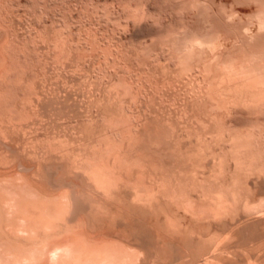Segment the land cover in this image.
<instances>
[{
  "label": "bare ground",
  "instance_id": "6f19581e",
  "mask_svg": "<svg viewBox=\"0 0 264 264\" xmlns=\"http://www.w3.org/2000/svg\"><path fill=\"white\" fill-rule=\"evenodd\" d=\"M156 1L119 0L116 5L122 16L147 27L150 43L129 47L113 36L112 44L98 43L104 31L96 34L99 27L93 23L94 33L92 26L84 30L91 34L87 38L93 35L98 48L91 52L100 49L107 69H99L106 81L98 82L89 78L91 70L99 73L93 69L97 65L86 69L84 61L83 76H88L81 82L89 94L78 104L70 93L52 98L62 89L51 86L54 95L47 97L43 88L51 69L49 78L42 74L46 85L37 84L40 77L33 82L41 74L29 51L38 76L31 74L24 84L32 68L23 71L24 78L23 72L19 79L10 74L15 40L21 39L15 29L19 17L11 0H0V264H264V250L256 249L264 237L259 232L264 231V0H161L169 2L167 7L160 1L162 10L167 7L162 16ZM110 6L94 8L111 12ZM98 9L100 19L104 12ZM65 24L48 27L58 31L53 35L46 27L43 33L30 31L41 34L42 48L57 35L54 50L49 44L44 50L55 51V58L66 50L63 59L73 71L82 61L75 53L90 49L85 44L87 50H79V30L75 40V32H66L74 24ZM39 38L26 40L37 47ZM74 40L78 47L73 50ZM33 45L27 49H36ZM35 49L38 58L46 54ZM17 80L22 90L31 83L32 94L20 90L22 97L16 95V86L8 83Z\"/></svg>",
  "mask_w": 264,
  "mask_h": 264
},
{
  "label": "rangeland",
  "instance_id": "374dc122",
  "mask_svg": "<svg viewBox=\"0 0 264 264\" xmlns=\"http://www.w3.org/2000/svg\"><path fill=\"white\" fill-rule=\"evenodd\" d=\"M11 1H12V3H14L13 5L16 6V7H14V6L12 5V8L14 7V8H13V9H14L13 11H15V14H17L18 17H19V20H17V22H18V24H19V28L17 27V28H15V29H16L17 35L19 34L20 37H21V39L19 38V39H20V40H19L18 38H16V40H15V43L17 42V43L15 44V48H16V45L18 44V45H17V48H18V49L16 48L17 51H15L16 53L14 52V54H13V56H14L13 64H14V66H15V69H14L10 74H11V75H12V74H15L16 78H18V79H19V77H21V75H22L23 78H24V77H25V76H24V73H25V72H23V71H24V70L26 71V69L28 70L29 68H32L31 70H30V69L28 70V71H31V72H29V74H28V72L25 73V75H26V74H27V75H26V77H25V79H24V80H25L24 84L27 83L26 80L30 79L29 77H31L30 80H32L33 76H32L31 74H34V76L37 77V76H38L37 73L39 72V73L41 74V76L39 75V76L37 77V79L34 77L35 79L33 80V82H34L35 80H38V78L40 77L39 80H38L39 82L35 81V82H37V84H38V83L42 84V82H43V83H45V85H46V81H47V82H48V83H47L48 87H50V86H51V87H54V89H55L56 92H57V91L59 92V90L62 89V91H64V92L66 93V94H63L64 92L62 93V91H60L61 94H60V93H57V94H58V95L60 94L61 97H59L57 94H56V95H57V97H56V96L54 95V93H53V90H54V89H52V88L50 87V88L52 89V91H51L50 88L46 87V86L43 84L42 87L45 86L46 89H45V88H43V89L46 90V92H47L46 95L48 94L47 97H48L49 95L51 96V94L53 93L54 96L52 95V96H53L52 98H65L63 95L66 96L67 94L70 93V96H72V95L75 96V97H70L69 95H67L70 99L73 98V100H74V98H76L78 101H79V100L81 101L82 99H85V100H86V99H87V98H85V97L87 96V95H86V91L88 92V90H87V88L84 86V85H86V84H84L83 82H81V80L87 79V76H88V75H86V77H84L85 74H87V73L85 72V70H86L87 68L92 69V66L97 65V66H94L93 69H96V70L98 69L97 71L100 73L101 70H102V68H104V69L106 68V66H104V65H105L104 62H106L107 59H106V60L104 59L105 61L103 60V57H105V56H104V54H102V53L100 54V53H99V50H100V49H99V50H98V49L95 50V51H98V52H95V53H94L93 50H92L93 53L91 52V49H90V48L95 47V46H96L95 48H98V47H97V45H96L97 43L95 44V46L92 44L93 42L95 43V41H93V38H91L93 35H92L91 37H90V36L88 37V38H90L92 41H91V40H90V41L88 40V42H87V40H85V39H88V38H87L88 35H91V34H89L88 32H85V31H86V28H89V27H91V26H92V28L94 27L93 30H92L93 33H94V30L97 29V28L99 27L98 30H97V32L95 31L96 34L98 33V35H99V29H101V31H104L103 33H100V36H101V34H103V35L105 34L104 36H105L106 38H104V36H101V37H103V38H102V39H101V38L99 39V38H97V37H100V36H98V35L95 36L97 39H96V38H94V39H96L98 43H99V42H106V41H107V43H105V44H108V43H111V44H112V43H114V42H120V43L124 42V44L130 45L129 47H131L132 44H133V47H135V46H137V44L140 45V43H137V42H139V41H140V42H141V41H144L145 43H150V41L153 39V38H151L150 35L147 34V27H146V26H143L142 23H140V24L142 25V26H140L139 23H134V21H133L130 17H128V16H124V15L122 16V14H124V10L121 11V8H119V7H120L119 4H118V1H119V0H114L115 2L117 1L116 3H114L113 0H100V1H99V0H95V1H91V0H90V4L88 3L89 0H87V1H86V0H76V1H75V0H74V1L72 0L73 5H72V3H71V0H69V1H68V0H64V1L62 0V1L64 2L63 5H62V1H61V0H57V1H56V0H52V1H55V2H59V3H57V4H56L55 2H52L51 0H42L43 2H41V0H28L27 2H25L26 0H18V2H17V0H11ZM13 1H14V2H13ZM30 1H31V2H30ZM67 1L69 2L68 4H67ZM83 1H84V2H83ZM98 1H99V2H98ZM160 1H161V0L156 1V5H157V2H159L158 6H156L157 8H160V7H161V4H163V3L166 4V3H167V2H163V3H162V1H161V4H160ZM34 2H35V3H34ZM38 2H40V3H38ZM48 2H49V5H50V6L48 5ZM51 2H52V3H51ZM76 2H77L78 4H77ZM81 2H82V3H81ZM86 2H87V3H86ZM101 2H105V3H101ZM108 2L111 3V6H110V4H109ZM112 2H113V4L115 5V7H114V5L112 4ZM65 3H66L67 5H69V6H67V5L65 6ZM70 3H71V4H70ZM75 3H76L77 6H78V5H79V6H78V7H77V6H74ZM91 3L94 5L93 7H91V6H92ZM98 3H99V5H98ZM100 3H101V5H100ZM16 4H18V5H16ZM40 4H41V5H40ZM43 4H45V5L47 4V8H46V6L43 5ZM53 4H56V5H53ZM58 4H59V5H58ZM80 4H81V7H80ZM85 4H86V5H85ZM87 4L90 5V6H89L90 8L88 7ZM106 4L110 6V7H108L109 9L107 8V10H108V11H111V10H112L111 12H107L106 10H105L106 12H105V11H102V9H105V8H106V7L103 8L104 5L106 6ZM96 5H97V7L100 6V8H102L101 11L104 12L103 14H105V13L107 14V13H108V16H109L110 19H111V18L113 17V15L115 14L116 16H114V17L112 18V19H114V20H112V19H111V20H109V19H108V20L105 19V17L103 16V14H102V16H103L104 18L101 16L100 19H99V17H98L99 15L96 14V12H97L96 10H97L99 7H98V8H94V7H96ZM112 5H113L114 9L112 8ZM116 5L119 6V7H117ZM159 5H160V7H159ZM168 5H169V2L167 3V7H168ZM48 6H49L50 8L53 7L54 10H53L52 8L49 9ZM59 6H60V8H59ZM61 6H62V7H61ZM64 6H65V8H66V11H65ZM73 6H74V7H73ZM101 6H102V7H101ZM57 7H58L59 9H58ZM68 7H69V8H68ZM76 7H77L78 9H77ZM83 7H84V9H83ZM167 7H166V5H165L164 7H162L163 10H162L161 8L158 9V10H159L160 13H161V12L165 13L164 8H167ZM246 7H247V6H246ZM67 8H68V11H67ZM74 8H76V9H74ZM88 8H89V9H88ZM91 8L94 10L93 12H92V9H91ZM118 8H119V9H118ZM43 9H44V10H43ZM48 9H49V12L47 13ZM71 9H73V10L71 11ZM79 9H81V10H79ZM85 9H87V12H88V13L86 12ZM115 9L117 10V12H118V10H119L118 13H121V16H122L123 18H120V14H119V16H118V14L116 13V10H115ZM45 10H46V11H45ZM76 10H77V11H76ZM83 10H85V11H83ZM88 10H89V11H88ZM113 10H114V11H113ZM57 11H58V12H57ZM59 11H60V12H59ZM70 11H71L72 13H74V14H72ZM74 11H75V12H74ZM81 11H83V12H81ZM101 11H100V9H98V12H100L99 14L102 13ZM65 12H67V15H66ZM84 12H85V13H84ZM91 12H92V14H91ZM86 13H87V16H88V17H86ZM93 13H95V14H93ZM110 13H111V14H110ZM113 13H114V14H113ZM163 13H161V16L163 15ZM43 14H44V15H43ZM60 14H61V15H60ZM69 14H71V15H69ZM82 14H84V16H83ZM109 14H110V15H109ZM112 14H113V15H112ZM46 15H47V17H45ZM51 15H52V16H51ZM54 15H55V16H54ZM81 15H82V16H81ZM91 15H94V16L91 17ZM95 15H98V16L95 17ZM49 16H50V17H49ZM59 16H60V17H59ZM64 16H68V17H70V18H73V21H72V20H69L70 18H67V17H66L68 23H69V21H70V22H72V23L75 25V26H74V25L70 24V26L72 25V26H71L72 29L69 28L71 31H69V30L67 29L66 32H69V33L71 32V33H70L71 35H74V32H75V36H76V37H73V39H75V40H79V39H77V35L80 34V35L82 36V38L79 37L80 40H81V41L79 42V44H78L79 47H78V46H75V44H76L75 42H76V41H75V40L73 41V42H74V44L72 43V44H73V50H74V48L76 49L77 47H78L79 50H81V49H82V50H83V49H86V50H87V47L85 46V44H86L87 46H89V47H88V52H89V49H90V53H89L90 56H92L91 54H98V53L100 54V55H99V54H98V55L101 56V57L97 56V57H99V59H100L99 61L97 60V57H96V56H93L94 59H91L90 56H89V54L84 53V55H83V54L81 53L82 55H80V53H75V54H77V57H78V55L81 56L80 59H81L82 61L78 62L77 59H73L75 62H76V60H77L78 63H76L77 65L74 63V64H75V65H74L73 62H72V66L74 65V66H73L74 68L72 67L71 69H72L73 71H71L70 68H67L68 66L71 65V64H70V61L67 59V62H66V61H65L66 59H65V58H64L65 60L63 59V56L66 57V55H67V52H66V50H65L66 47L68 46L67 49H71V45H70L71 42H70V43L68 42V44H66L67 46L64 47V48H65V49H64L65 51L62 50V51L65 52L66 55H63V56H62V54H63L64 52H63L62 54L60 53L61 56H62V58L58 57L59 60H58L57 57H56V58L54 57V55L56 54L55 51L52 52V49H53V47H52V46H53L52 42H53L54 39H56V38H54V37H56L57 35H56V36H55V35H54V36H50V42H51V43H48L49 41H48V39H46V40L48 41V42H47V41L45 40V41L47 42V44L45 43V44H46V45H45L46 47H43V48H42V45H43L42 41H43V40L41 41L40 38H39L41 34L39 33V34H40L39 36H38L37 34H36L37 36L33 35V33L35 32V29H36V30L38 29L37 32H41V33H43V32H45V31H44V30H45V27H46L47 29H48V27H50V26H52V27H54V28H57V27L59 28V27L63 26V24L67 23V22L65 21L66 18H64ZM77 16H78V17H77ZM105 16H107V15H105ZM80 17H82V18H80ZM94 17L96 18V20L94 19ZM97 17H98V18H97ZM117 17H118L119 19H121V21H119V19H118ZM126 17L129 18V19H131V20H130V21H129V20H128V21L126 20V21L123 22L124 19H127ZM46 18H47V20H46ZM61 18H62V19H61ZM78 18H79V19H78ZM85 18H86V19H85ZM91 18H92V19H91ZM102 18H103L104 20H103ZM106 18H108V17H106ZM115 18H117V19L115 20ZM64 19H65V20H64ZM74 20H75L76 22H74ZM94 20H95V21H94ZM105 20H107L109 23L106 22ZM117 20L121 23L120 26L118 25L119 23L117 24V22H115V21H117ZM52 21H53V22H52ZM58 21L60 22V24H58V23H59ZM64 21H65V22H64ZM79 21H80V22H79ZM81 21H82V22H81ZM113 21H114V22H113ZM55 22H56V24H55ZM89 22H90V23H89ZM97 22H99L100 24L97 23ZM104 22H105V23H104ZM68 23H67V24H68ZM79 23H81V25L83 26V28H81L82 26H81V27L78 26ZM84 23H85V24H84ZM92 23H93L94 25L96 24L95 26H98V27L93 26ZM113 23H114V24H113ZM15 24H17V23L15 22ZM18 24H17V25H18ZM51 24H52V25H51ZM67 24H65V25H67ZM98 24H99V25H98ZM103 24L105 25L104 27H103ZM122 24H123V25H122ZM126 24H127V26H126V28L124 29V25H126ZM137 24H139V26H138ZM44 25H45V26H44ZM48 25H49V26H48ZM53 25H54V26H53ZM55 25H56V26H55ZM59 25H60V26H59ZM76 25H77L78 27H77ZM89 25H90V26H89ZM100 25H101V26H100ZM106 25H107V27H106ZM117 25H118V26H117ZM135 25H137L138 27L135 26ZM14 26L16 27V25H14ZM68 26H69V25H67V27H68ZM86 26H88V27H86ZM21 27H22V28H21ZM25 27H26V28H25ZM27 27L29 28V30H28ZM43 27H44V28H43ZM52 27H50V28H52ZM67 27L65 26V28H67ZM84 27H85V29H84ZM100 27H102V28H100ZM142 27H143L144 29H143ZM23 28H24L25 30H24ZM30 28L33 29L34 32H31L32 30H31ZM54 28H53V29H54ZM58 28H57V29H58ZM63 28H64V26H63ZM74 28H75V29H74ZM77 28H78V29H77ZM17 29H19L20 31H17ZM40 29H41V30H40ZM42 29H44V30H42ZM107 29H108V31H107ZM112 29H113V30H112ZM114 29H115V32H114ZM23 30H24L25 32H23ZM30 30H31V31H30ZM59 30L62 32L61 29H59ZM63 30H64V29H63ZM78 30H79V34H78V32H77ZM84 30H85V31H84ZM26 31H27V32H26ZM28 31H30V33H29ZM47 31L50 32V33L53 32L54 34H55V31L58 32L57 30H55V31H50V29H48ZM87 31H89V30H87ZM90 31H91V30H90ZM101 31H100V32H101ZM111 31H112V32H111ZM144 31H145V32H144ZM48 32L46 33L47 36L50 35V33L48 34ZM66 32L64 31V34H65ZM76 32H77V33H76ZM80 32H81V33H80ZM107 32H109V33H107ZM143 32H144V33H143ZM22 33H23V35H22ZM24 33H25V35H26L27 37L24 36ZM26 33H27V34L29 33V34L27 35ZM31 33H32V34H31ZM35 33H36V32H35ZM53 33H51V35H53ZM83 33H84V34H83ZM87 33H88V35H87ZM90 33H92V32H90ZM106 33L109 34V36H108ZM115 33H116V34H115ZM61 34H62V35H61ZM61 34H60V35H61V37H62L64 34H63V33H61ZM96 34H95V35H96ZM113 34H114V35H113ZM19 35H18V36H19ZM21 35H22V36H21ZM30 35H31L33 38H31ZM42 35H44V34H42ZM58 35H59V34H58ZM80 35H79V36H80ZM116 35H117V36H116ZM147 35H148V36H147ZM29 36H30L31 39L28 38ZM34 36H35L36 38H39V40H40L39 42H37V39H36L35 42H36L37 45H38L39 43L41 44V45H38V46L40 47V50H41V51H43L44 48H47V45H48V44H49V47L52 48L51 50H47V49H45L44 51H46V52H45L46 54L43 53L44 51L42 52V54H45V55H43V56H45V57H46L48 54H50L49 56H47V57H49L48 60H47V58H45L46 60H45L44 58H42L43 56L41 55L40 50L38 51V52H40V54H39L40 56H39V58H38V53L36 54L35 51L33 52V50H34L35 48L33 49V48L31 47V48H32V51H30V50H31L30 48L27 49V47H30V46L33 45L32 42H33L34 40H33L32 42H30V41L28 42V40H32V39H34V38H35ZM68 36H69V37H68ZM68 36H67V37L70 38V35H69V34H68ZM110 36H111V37L113 36V37H112L113 40L115 39L114 42L110 40V38H111ZM118 36H119V37H118ZM149 36H150V37H149ZM25 37H26V38H25ZM84 37H86V38H84ZM108 37H109V39H108ZM114 37H115V38H114ZM117 37H118L119 39H121V38H122V39L119 41ZM148 37H149V39H148ZM47 38H49V37H47ZM51 38H52V41H51ZM62 38H63V37H62ZM112 38H111V39H112ZM116 38H117V39H116ZM17 39H18L19 41H21V42L17 41ZM22 39H24V42L27 41V43H28V44H26V43H23V44H26V46H27V45H30V46L25 47V45L22 44V41H23ZM26 39H28V40H26ZM64 39H65V38H64ZM98 39H99L100 41H99ZM104 39H106V41H105ZM142 39H143V40H142ZM25 40H26V41H25ZM83 40H84V41H83ZM102 40H103V41H102ZM108 40L111 41V42H109ZM116 40H117V41H116ZM122 40H124V41H122ZM126 40H127V41H126ZM131 40H132V41H131ZM137 40H138V41H137ZM147 41H148V42H147ZM43 42H44V41H43ZM86 42H87L88 44L91 43L93 46L88 45ZM89 42H90V43H89ZM128 42L131 43V44H129ZM133 42L135 43V46H134V43H133ZM144 42H143V43H144ZM33 43H34V42H33ZM83 43H84V44H83ZM141 43H142V42H141ZM19 44H20L21 46H19ZM31 44H32V45H31ZM34 44H35V43H34ZM51 44H52V46H51ZM22 45H23V46H22ZM69 45H70V47H69ZM80 45H81V46H80ZM18 46H19V47H18ZM33 46L36 47V45H33ZM38 46L36 47V49H39ZM43 46H44V45H43ZM83 46H84V47H83ZM90 46H91V47H90ZM22 47H24V48H22ZM80 47H81V48H80ZM19 48H20V49H19ZM21 48H22V49H21ZM25 48L27 49V51H26ZM41 48H42V49H41ZM50 48H49V49H50ZM55 48H56V47H55ZM95 48H93V49H95ZM36 49H35V50H36ZM21 50H22V51H21ZM23 50L26 51V54H27V55L29 54V52L31 53V56L33 57V60L36 61V62L34 61L35 64L33 63V61H32V57L30 56V54L28 55V56L30 57V58H29V57L25 54V52H23ZM53 50H54V49H53ZM55 50H57V49H55ZM82 50H81V51H82ZM20 51H21L23 54H25V57H24V55H23L22 53H20ZM28 51H29V52H28ZM76 51H77V50H76ZM83 51L85 52V50H83ZM18 52H19V53H18ZM36 52H37V51H36ZM49 52H50V53H49ZM56 52H57V51H56ZM60 52H61V51H60ZM74 52H75V51H74ZM86 52H87V51H86ZM88 52H87V53H88ZM100 52H101V51H100ZM32 53H33V55H32ZM34 53H35V54H34ZM47 53H48V54H47ZM53 53H55V54L52 55ZM15 54H16V55H15ZM18 54H20V57H19V58H17V57L19 56ZM58 54H59V52H57V56H60V55H58ZM36 55H37V56H36ZM15 56H17V57H15ZM21 56H22V57H21ZM34 56H35V58H34ZM55 56H56V55H55ZM86 56H88L89 59L86 58ZM26 57H27V58H26ZM40 57H41V59H40ZM53 57H54V58H53ZM67 57H68V56H67ZM82 57H83V59H82ZM84 57H85V58H84ZM93 57H92V58H93ZM95 57H96V58H95ZM107 57H108V56H107ZM28 58H29V59H28ZM50 58H51V59H50ZM78 58H79V57H78ZM16 59H17V60L19 59L18 61H21V62H18ZM20 59H22V60H20ZM25 59H28V61H26ZM39 59H40V60H43V61L45 60L44 62L47 61V62L49 63L50 66L47 65V64H48L47 62H46L47 64H46V63L44 64L43 61H42L43 64H42L41 61H40L41 63H40V62H37ZM55 59H56V60H55ZM62 59H63V60H62ZM84 59H86V60H84ZM90 59H91V60H90ZM95 59H96L98 62H100V63H98L97 61H95ZM101 59H102V60H101ZM24 60H25L26 62H24ZM29 60H31V61L29 62ZM60 60L64 61L65 63H64V62H63V63H60V62H62V61H60ZM89 60H90V61H89ZM92 60H94L96 63H95V62H94V64L91 63ZM22 61L24 62V64H23ZM68 61H69V63H68ZM84 61L87 62V63L85 64L86 69H85V67H84V68L82 67V66L84 65V63H85ZM88 61H89L90 63H89ZM102 61H103V63H102ZM15 62H16V63H15ZM17 62H18V63H17ZM27 62H28V63H27ZM31 62H32V63H31ZM55 62H56V63H55ZM58 62H59V63H58ZM92 62H93V61H92ZM19 63H20V65H17V64H19ZM26 63H27V64H26ZM38 63H40V64L43 65V66L41 67V65H39ZM101 63H102V64H101ZM21 64H22V65H21ZM28 64L30 65L29 67L27 66ZM31 64H32V65L34 64L33 66H35V68H36V66L39 68V71H38V72L36 71L37 73H36L34 70H37L38 68H37V69L33 68V66H32ZM54 64H55V65H54ZM63 64H65V65H63ZM67 64H70V65L67 66ZM98 64H99V65L101 64L102 67H101V65L99 66ZM16 65H17V67H16ZM23 65H26V66H25V69L23 68V67H24ZM44 65L48 66V68H47L46 66H44ZM62 65H63V66H62ZM79 65H80V67H79ZM89 65H90V66H89ZM91 65H92V66H91ZM61 66H62V67H61ZM87 66H89V67H87ZM20 67H21V68H20ZM63 67H64V68H63ZM65 67H66V68H65ZM76 67H77V68H76ZM81 67H82L83 70L81 69ZM100 67H101V68H100ZM107 67H108V65H107ZM42 68H45V69L47 68L48 70H47V71H46V70L43 71ZM18 69H19V71L22 70V69H23V70L19 72ZM33 69H34V70H33ZM49 69H51L50 71L53 72L52 74H51V72L49 71ZM52 69H53V70H52ZM65 69H66V70H65ZM68 69H69V70H68ZM84 69H85V70H84ZM99 69H101V70H99ZM104 69H103L102 71H103V72H106V69H107V68L105 69V71H104ZM54 70H55V71H54ZM60 70H61V71H60ZM62 70H65L66 72H65V71H62ZM67 70H68L69 72H68ZM74 70H75V71H74ZM17 71H18V72H17ZM32 71H34L35 73L32 72ZM56 71H57V72H56ZM59 71H60L61 74L59 73ZM77 71H78V72H77ZM89 71H90V70H88V72H89ZM94 71H95V70H93V71L91 70V72H93V73H92V75H91V74L89 75V78H90V76H91V78L93 77L92 79H94V77H95V79H98V82H99V78H100V82H102V81L105 82V81H106L105 79H104V80H101V79H103V77H105V76L102 77V75H106V74H102V72H101L100 75H101V74H102V75H101L100 77L97 78L96 76H98L99 73H97V72L95 71V72L97 73V74H96V73H94ZM107 71H108V75H109V73H110L109 68H108ZM21 72H23V73L21 74ZM42 72H43V73H42ZM44 72H46V73L49 72V73L51 74V75L49 76L50 78L48 77V74H49V73H47V75H45ZM54 72H55V75H54ZM63 72H64V73H63ZM71 72H72V74H71ZM16 73H17V74H16ZM57 73H58V74H57ZM62 73L64 74V76H66L65 79L68 77V79H66V80H68V83H69V81H70L71 83L68 84L67 82H65V79L63 78L64 76H63V77H59V76H58V75H60V76L63 75ZM66 73H67L68 75L71 74V76H72L73 74H75L74 76H75L76 79H75V78H74V79L72 78V77H74V76H72V77H71L70 75L67 76ZM83 73H84V76H83ZM19 74H21V75L19 76ZM36 74H37V76H36ZM42 74H43L44 76H46V79H47V78H49V79H47V80L44 79L45 77L43 78V77H42ZM94 74H96V76H95ZM28 75H30V76H28ZM76 75H77V77H76ZM17 76H18V77H17ZM27 76H28V77H27ZM55 76H56V77H55ZM57 76H58V78H59L58 82L56 81V80H57ZM69 77H70V79H69ZM79 77H80V78H79ZM81 77H82V78L84 77V78L81 79ZM101 77H102V78H101ZM106 77H108V76H106ZM26 78H28V79H26ZM42 78H43L44 80H46V81L44 82V80H42ZM51 78H52V80H51L52 83H51V81H50ZM54 78H56V80H55ZM71 78H72V80H71ZM78 78H79L80 80H78ZM106 79H107V78H106ZM40 80H41L42 82H41ZM53 80H55V81H53ZM75 80H78V82H75ZM49 81H50V82H49ZM62 81H63L64 83H66V84H63ZM79 81H80L81 83H83L82 85H83L84 87H83L82 85H80ZM96 81H97V80H96ZM13 82H14V81H13ZM13 82L8 83V84H10V85L13 86V87L16 86L15 88H16L17 90L15 89V90H14V93H15L16 95H19V94H20L21 96L19 95V97H22V93H25V95H26V93L28 92V93H30V95H31V94H32V91H34L33 88H31V87H32V86H31V87H30V92H29V85H31V83H29V85H28V87H27L28 89H26V90L23 89V90H25V91H23L22 89L19 88V86L22 84V83H19V80L15 81L14 83H13ZM16 82H18L19 85H18ZM28 82H29V81H28ZM30 82H31V81H30ZM55 82H57L58 84L55 83ZM60 82H61L63 85H66V87L64 86V87H65V88H64L63 85L61 86ZM4 83H5V82H3V84H4ZM49 83L52 84V85H55V84H56V85H55V86H52V85H50ZM76 83H77V84L79 83L80 87H79ZM85 83H86V80H85ZM59 84H60V86H59ZM67 84H68V85H67ZM57 85H58L59 87H57ZM70 85H71V86H70ZM75 85H76V86H75ZM81 86H82V87H81ZM56 87H57V88H60V89H57ZM68 89H69L72 93H71V92H68V93H67L66 91H67ZM20 90L22 91V93L20 92ZM48 90H49V91H48ZM80 90H81V91H80ZM82 91H83V92H82ZM84 91H85V92H84ZM49 92H50V93H49ZM17 93H18V94H17ZM28 93H27V95L29 96ZM83 93H84V94H83ZM87 94H89V92H88ZM76 95H77V96H76ZM50 96H49L48 98L51 100L52 98H51ZM62 96H63V97H62ZM25 97H26V96H25ZM69 98H68V99L66 98V100L69 101ZM20 99H21V98H20ZM76 99H75V100H76ZM158 99H159V98H158ZM85 100H84V101H85ZM22 101H23V102H22ZM24 101H25L24 98H23V100H22V99L20 100V102H22V103H25ZM70 101H71V100H70ZM78 101H75V102L78 103ZM80 101H79L78 104H81ZM158 101L160 102L161 100H158ZM73 102H74V101H73ZM73 102H71L70 104H72ZM77 103H75V104H77ZM164 103H165V104H164ZM164 103L161 102V104H163V105H165V106L168 105V103H166V102H164ZM19 104L21 105V103H19ZM73 104H74V103H73ZM78 104H77V105H78ZM22 106H23V105H22ZM26 106H28V105L26 104ZM174 108H175V106H174ZM79 109H80V108H79ZM80 110H81V109H80ZM81 111H83V109H82ZM23 117H24V118H27V116H26V117L23 116ZM24 118H21V119L23 120ZM67 118L70 119L71 117H70V118L67 117ZM61 119H64L63 121H65V122L68 121L66 118H61ZM61 119H59L58 122H62ZM71 119H73V118H71ZM22 120H21V121H22ZM29 120H31V119H29ZM15 121L17 122V120H14V122H15ZM18 121H20V119H19ZM21 121H20L21 124L24 123V122H21ZM29 122H30V121L27 120V123H29ZM18 123H19V122H18ZM25 123H26V121H25ZM25 123H24V124H25ZM30 125H31V126H32V125L35 126L36 124H30ZM31 126H28V129H29V127H30V131H31L32 128H33V126H32V128H31ZM34 129H35V128H34ZM34 129H33L32 131H34ZM36 129H37V131H38V128H36ZM15 130H16V129H15ZM15 130H14L12 133H14ZM16 131H17V130H16ZM19 131H20V130H19ZM37 131H36V132H37ZM40 132H41V130H39L37 133H40ZM16 133H20V134H21L22 132H18V131H17ZM20 134H19V135H20ZM261 198H264V196L261 197ZM259 232H260V234H261V233H264V231H261V230H260ZM262 236H264V235L262 234ZM262 236H261V237H262ZM263 238H264V237L260 238V240H259L260 243L258 242V244H257L258 248H257V246H256V249H257L258 252H262V251L264 250V239H263ZM261 243H262V244H261ZM258 249H259V250H258ZM262 249H263V250H262Z\"/></svg>",
  "mask_w": 264,
  "mask_h": 264
}]
</instances>
